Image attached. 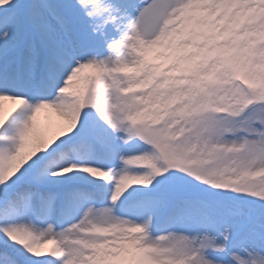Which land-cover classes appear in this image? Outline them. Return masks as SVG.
Returning <instances> with one entry per match:
<instances>
[{"label": "snow or ice", "instance_id": "1", "mask_svg": "<svg viewBox=\"0 0 264 264\" xmlns=\"http://www.w3.org/2000/svg\"><path fill=\"white\" fill-rule=\"evenodd\" d=\"M0 264H264V0H0Z\"/></svg>", "mask_w": 264, "mask_h": 264}, {"label": "bare ground", "instance_id": "2", "mask_svg": "<svg viewBox=\"0 0 264 264\" xmlns=\"http://www.w3.org/2000/svg\"><path fill=\"white\" fill-rule=\"evenodd\" d=\"M59 119V117L57 116V114L53 113V112H48L45 111L43 113L40 114L38 120H40V124L42 126H47L51 123H55L57 122Z\"/></svg>", "mask_w": 264, "mask_h": 264}, {"label": "rangeland", "instance_id": "3", "mask_svg": "<svg viewBox=\"0 0 264 264\" xmlns=\"http://www.w3.org/2000/svg\"><path fill=\"white\" fill-rule=\"evenodd\" d=\"M39 122H40V120H39ZM50 247H51V245H47V246H46V249H47V248H50Z\"/></svg>", "mask_w": 264, "mask_h": 264}]
</instances>
